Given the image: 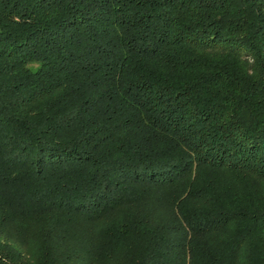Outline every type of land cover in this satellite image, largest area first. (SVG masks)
I'll use <instances>...</instances> for the list:
<instances>
[{"label":"trees","instance_id":"16d2710c","mask_svg":"<svg viewBox=\"0 0 264 264\" xmlns=\"http://www.w3.org/2000/svg\"><path fill=\"white\" fill-rule=\"evenodd\" d=\"M0 264H264V0H0Z\"/></svg>","mask_w":264,"mask_h":264}]
</instances>
